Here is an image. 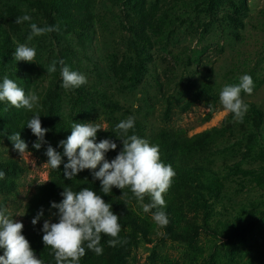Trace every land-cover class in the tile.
<instances>
[{"label":"rangeland","instance_id":"374dc122","mask_svg":"<svg viewBox=\"0 0 264 264\" xmlns=\"http://www.w3.org/2000/svg\"><path fill=\"white\" fill-rule=\"evenodd\" d=\"M80 4L70 3L69 11L73 14L80 6L86 7L89 15L84 14L92 23L82 31L72 25L64 27L58 15L52 24L33 8L0 0L1 20H10L7 24L14 28V47L27 43L37 53L36 62L27 63L15 61V49L6 56L1 51L0 82L7 76L26 94L38 95L42 124L50 115L48 91L54 89L58 91L55 107H61L63 121L70 125L93 122L108 129V120L119 122L131 116L149 135L170 127L192 137L223 126L231 113L220 105V91L225 85L237 84L244 74L253 78L255 87L251 96L242 93V98L264 113V0H85ZM25 14L38 26L58 25L59 31L29 42L30 22H14ZM53 60H63L71 71L84 74L88 81L84 86L101 96L107 94L122 110L111 117L97 96L84 94L83 103L76 104V89L61 87L60 66L55 73H47ZM0 104V171L5 172L0 179V205L25 227L39 213L31 202L37 189L49 182L51 168L45 165L47 156L30 150L21 158L8 139L23 130L35 112ZM212 107L215 112L207 121ZM245 123H237L235 132L218 143V154L207 164L219 186L214 195L204 192L208 214L221 226V234L206 229L200 221L197 247L190 250L157 227L162 242L155 248L140 239L131 264H160L151 259L154 249L176 264H185L189 257L196 258L195 264H264V147L254 141L252 127ZM45 127L49 141L52 130ZM20 134L28 146L31 139H37L31 130ZM10 159L18 162L22 172L14 174L8 169ZM207 181L211 188V178ZM128 198L139 211L136 199ZM144 214L154 223L150 214ZM239 226L249 227V232L230 245L225 234Z\"/></svg>","mask_w":264,"mask_h":264},{"label":"clouds","instance_id":"9594fccd","mask_svg":"<svg viewBox=\"0 0 264 264\" xmlns=\"http://www.w3.org/2000/svg\"><path fill=\"white\" fill-rule=\"evenodd\" d=\"M31 20L32 17L25 14L16 17L14 21L16 24L30 22V34L27 36L29 42L34 37L59 31L58 25L41 27ZM13 42L16 43L15 37ZM36 54L34 47L28 46L27 43H18L13 55L15 61L34 63ZM58 65L62 77L61 87L65 90L78 89L87 84V77L78 71H71L63 60H53L46 67L47 73H55ZM254 87L253 78L244 74L239 77L237 84L225 85L220 91L219 103L226 113L233 115L234 122H243L249 105L241 94L251 96ZM39 99L35 92L26 94L22 87L7 76L0 82V102L16 109L35 112L27 121L26 127L37 137L32 145L36 150L48 144L45 136L49 131L42 127L41 115L37 111L40 106ZM70 128L71 135L59 142V147L63 149L62 153L48 144L45 151L48 159L45 165L52 170L60 169L63 165V175L67 180H73L84 170H92L94 178L100 181L101 191L105 195H110L114 187L120 189L123 193L120 199L128 206L130 200L126 189H129L143 212L151 215L155 225L158 228L166 227L169 219L163 211L166 207L164 194L170 189L175 172L170 164L162 161L159 145L151 144L134 134L135 118L129 116L111 130L122 143V148L111 160L106 158V154L115 151L118 144L110 138L97 142V133L101 130L109 131L106 127L99 123L77 122ZM8 139L12 142L14 150L24 158L29 152V146L21 138L20 132L8 135ZM4 178L5 172L0 171V179ZM61 196L63 197L61 202L51 203V208L58 209V212L52 213L58 217V222L47 219L41 229L44 246L51 249L55 264H80L87 250H91L97 256L102 255L104 251L101 245L102 234L110 237L108 240L110 247L128 243L127 239H121L119 236L120 216L113 212L112 204L105 202L95 190L83 187L79 191H74L71 187H64ZM146 197L149 198V203L144 202ZM43 215L41 209L32 219V224L34 226L38 224ZM23 229L24 224L6 215L5 208L0 205V250H3L0 264H44L23 234Z\"/></svg>","mask_w":264,"mask_h":264},{"label":"trees","instance_id":"16d2710c","mask_svg":"<svg viewBox=\"0 0 264 264\" xmlns=\"http://www.w3.org/2000/svg\"><path fill=\"white\" fill-rule=\"evenodd\" d=\"M21 3L25 7L33 8L39 13L40 16L46 17L49 23L55 21L54 15L60 17V22L64 27L72 25L78 30H85L92 21L84 14L86 7L80 6V10L71 14L69 11L70 3L81 5L80 2L85 0H11ZM46 7H49L47 12ZM14 10H11V12ZM87 15H89L87 13ZM230 18V17H229ZM0 16V52L2 51L4 56L10 54L15 49V44L11 39V32L14 30L12 26L7 24L10 20H1ZM231 19V18H230ZM234 21L233 19H231ZM6 26L10 28L7 30ZM79 93V97L76 100V104L83 103L82 95L97 96L109 111L111 117L116 114L117 111L122 110L120 105L113 99H110L107 94L102 96L90 89L87 86H81L76 89ZM58 91L50 89L47 95V103L49 104V119L46 124H42L51 128L50 138L48 144L56 148L57 151L63 152V149L59 147L61 140H66L71 135V125L63 121L62 112L60 106L57 105ZM191 102L190 106L195 104ZM248 112L246 113L243 122L246 120V125L249 124L252 129L250 135L254 138V141L260 143L264 147V113L255 104H248ZM0 107L2 105L0 104ZM207 116V121H210L215 112V108ZM80 111V109H79ZM165 113V112H164ZM165 113L164 115L166 116ZM120 122V121H119ZM116 120H108L109 131H99L97 133V142L103 139H112L118 144V148L115 151H110L106 154V158L111 160L115 158L119 150L122 148L121 141L116 139L113 130L115 125L118 124ZM237 123L233 121V115L230 114L223 122V126L215 127L200 134L190 137L186 131L182 129H173L170 127H164L159 131H154L150 135L145 126L135 119L134 134L140 138L146 139L151 144L159 145L161 159L165 164H170L175 172L170 189L164 194L166 201V207L163 211L167 214L169 224L164 227L165 235L167 238L173 239L177 242L185 243L191 250L197 247V236L201 229L200 221L206 229L214 231L216 234H221L220 228L217 224L213 223L208 214L209 204L206 199L207 196L204 192H208L210 195H214L219 191L217 182L213 180L214 174L209 170L207 164L209 160L218 154V143L226 138L230 133L233 134L238 127ZM27 125V124H26ZM22 126L24 131H30L27 127ZM47 129V128H46ZM133 134V133H130ZM37 139H31L29 143V150L35 154H41L46 156L45 151L48 144L42 146L40 150H36L32 147L33 143ZM67 162V157L64 158ZM0 165H2L0 163ZM6 165L10 171L14 174L22 172V167L15 160H7ZM99 168H97V171ZM212 180L210 187L208 186V179ZM207 181V182H206ZM64 187H71L74 191H79L83 187H89L95 190L107 203L112 204V210L115 214L120 216L119 223L121 225V232L119 236L121 239H127L128 243L124 245H117L116 247H110L108 240L110 237L102 234L101 245L104 249L103 254L97 256L91 250L86 251V255L81 258L80 264H131L132 252L134 248L138 246V241L143 239L147 243L155 244V248L158 246L160 240L157 233V226L145 216L142 209L139 211L133 208L132 205L128 206L121 201L122 190L113 188L110 195H105L101 191V183L96 180L92 174V170H84L78 174L73 180L65 179L63 175V165L60 169L50 170L49 182L41 185L32 199V206L35 205L39 212L43 209L44 215L40 218V221L35 226L28 225L23 229V234L30 241L31 247L35 250L38 258L44 261V264H55L54 254H51L50 248H45L41 231L43 223L47 219H51L52 222H58V217L53 216L52 213L58 212V209L51 208V203L54 201L59 203L63 197L61 193L64 191ZM128 191L129 196L133 198L131 191ZM145 203H149V198H145ZM46 208V209H45ZM45 209V210H44ZM202 214V217L200 216ZM200 217L202 220H200ZM208 231V230H207ZM249 227H235L231 232L225 234V237L229 240V244L232 245L238 238L245 239ZM3 254V250H0V255ZM160 264H176L174 261L168 258L160 257L157 251L154 249L151 253V259ZM196 258H188L185 264H195Z\"/></svg>","mask_w":264,"mask_h":264}]
</instances>
